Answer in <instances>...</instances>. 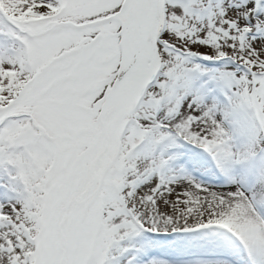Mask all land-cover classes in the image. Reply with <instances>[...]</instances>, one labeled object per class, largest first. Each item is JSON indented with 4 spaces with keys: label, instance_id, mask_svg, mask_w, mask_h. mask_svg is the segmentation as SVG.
I'll return each mask as SVG.
<instances>
[{
    "label": "snow or ice",
    "instance_id": "6c2138e0",
    "mask_svg": "<svg viewBox=\"0 0 264 264\" xmlns=\"http://www.w3.org/2000/svg\"><path fill=\"white\" fill-rule=\"evenodd\" d=\"M0 264H264V0H0Z\"/></svg>",
    "mask_w": 264,
    "mask_h": 264
}]
</instances>
